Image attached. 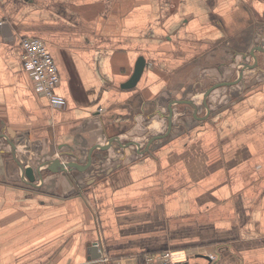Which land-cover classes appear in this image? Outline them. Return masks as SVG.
<instances>
[{
  "label": "crops",
  "instance_id": "crops-1",
  "mask_svg": "<svg viewBox=\"0 0 264 264\" xmlns=\"http://www.w3.org/2000/svg\"><path fill=\"white\" fill-rule=\"evenodd\" d=\"M0 15V264H264V0H0ZM22 37L45 43L62 108L34 92Z\"/></svg>",
  "mask_w": 264,
  "mask_h": 264
},
{
  "label": "built area",
  "instance_id": "built-area-1",
  "mask_svg": "<svg viewBox=\"0 0 264 264\" xmlns=\"http://www.w3.org/2000/svg\"><path fill=\"white\" fill-rule=\"evenodd\" d=\"M5 22L0 15V31ZM19 43L22 49L19 60L24 73L32 82L34 92L45 98L51 108H62L65 101L55 94V88L60 81L57 67L45 43L41 39L28 37H22ZM191 253L187 250L162 251L160 254L146 255L141 264H187Z\"/></svg>",
  "mask_w": 264,
  "mask_h": 264
},
{
  "label": "water",
  "instance_id": "water-1",
  "mask_svg": "<svg viewBox=\"0 0 264 264\" xmlns=\"http://www.w3.org/2000/svg\"><path fill=\"white\" fill-rule=\"evenodd\" d=\"M4 26H5V24L3 25V27ZM137 74H138V72L133 77V80H134V78H136ZM130 84H131V81L129 82V85ZM66 167H68L70 169L71 165L67 164ZM64 169L65 168L62 165L59 172H63ZM23 173H24V176L26 177V180H28L31 183L34 181V179H35V170L32 167L23 168ZM89 255H90L89 258L91 260H97V259L101 258V254L99 253L98 247L96 246L95 243H92L90 245ZM205 258H206L205 260L207 261V264H219L217 261H214V260L210 259L209 257H205Z\"/></svg>",
  "mask_w": 264,
  "mask_h": 264
}]
</instances>
